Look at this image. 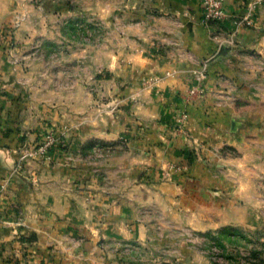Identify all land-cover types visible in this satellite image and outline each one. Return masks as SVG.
Wrapping results in <instances>:
<instances>
[{
  "label": "crops",
  "instance_id": "0c3cea01",
  "mask_svg": "<svg viewBox=\"0 0 264 264\" xmlns=\"http://www.w3.org/2000/svg\"><path fill=\"white\" fill-rule=\"evenodd\" d=\"M225 11L204 25L200 0H0V264H211L201 239L264 229L243 176L264 129L218 96L238 77L248 102L238 62L264 54V0Z\"/></svg>",
  "mask_w": 264,
  "mask_h": 264
},
{
  "label": "rangeland",
  "instance_id": "374dc122",
  "mask_svg": "<svg viewBox=\"0 0 264 264\" xmlns=\"http://www.w3.org/2000/svg\"><path fill=\"white\" fill-rule=\"evenodd\" d=\"M248 54L247 59H243L241 63L238 62V65L244 71L248 70V75L246 74V76L242 77L243 80H240L243 82V89L247 90L243 94L247 97L248 102L242 100L244 102L241 103V100L236 95L235 86L239 87L241 85L238 77L233 78V81L232 78H229L223 84L224 90L218 92V96H223L226 102L234 106V108L243 107V110L249 116L248 125L251 128L258 127L262 130L264 129V120H261L258 114L259 109L256 103H261L262 108H264V54L263 56H261L262 54L257 55L255 50L250 51ZM253 68L257 69V74L252 72ZM260 113L263 114L264 111ZM185 114L187 115V113ZM262 118L264 119V116ZM256 119L262 122L257 125ZM244 126L245 123L238 125V128H244ZM249 145L250 160L246 172H243V176H246L250 183V201L252 202V197H254L255 210H257V213L261 212V214H264V146L256 149L255 141L251 139L249 140ZM225 155L228 157L232 156L235 159L236 156L238 158L239 152L230 146L225 151ZM243 168L245 169L246 167L244 166ZM230 177L232 176L228 177L230 181L234 182L235 179ZM250 223L249 221V225ZM205 239H201V246L206 256L210 258L211 264H264V229L257 230L252 226H249V228L234 227L232 231H219L211 238Z\"/></svg>",
  "mask_w": 264,
  "mask_h": 264
},
{
  "label": "built area",
  "instance_id": "2783aa9c",
  "mask_svg": "<svg viewBox=\"0 0 264 264\" xmlns=\"http://www.w3.org/2000/svg\"><path fill=\"white\" fill-rule=\"evenodd\" d=\"M201 7V21L204 25L211 23L221 22L226 17L225 0H200ZM247 24H249L247 22ZM197 81L202 82L205 79L204 73H198L196 76ZM190 95H201V90H191ZM187 115L183 113L182 123L183 126ZM56 135L53 131L46 134L42 143L37 145L23 144L15 152V165L16 170L22 172L26 163L38 157L46 156L56 143Z\"/></svg>",
  "mask_w": 264,
  "mask_h": 264
},
{
  "label": "trees",
  "instance_id": "16d2710c",
  "mask_svg": "<svg viewBox=\"0 0 264 264\" xmlns=\"http://www.w3.org/2000/svg\"><path fill=\"white\" fill-rule=\"evenodd\" d=\"M186 156L188 157V160H189V161H191V160H192V159L189 157V154H188V155H186Z\"/></svg>",
  "mask_w": 264,
  "mask_h": 264
}]
</instances>
